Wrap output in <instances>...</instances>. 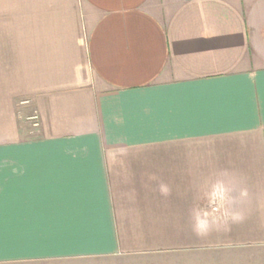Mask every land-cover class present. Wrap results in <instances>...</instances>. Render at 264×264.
<instances>
[{
  "label": "crops",
  "instance_id": "1",
  "mask_svg": "<svg viewBox=\"0 0 264 264\" xmlns=\"http://www.w3.org/2000/svg\"><path fill=\"white\" fill-rule=\"evenodd\" d=\"M255 248L264 0H0V264Z\"/></svg>",
  "mask_w": 264,
  "mask_h": 264
},
{
  "label": "rangeland",
  "instance_id": "2",
  "mask_svg": "<svg viewBox=\"0 0 264 264\" xmlns=\"http://www.w3.org/2000/svg\"><path fill=\"white\" fill-rule=\"evenodd\" d=\"M31 122V121H30ZM184 260H160L153 258L105 259V260H66L23 264H264V249L206 250L188 255Z\"/></svg>",
  "mask_w": 264,
  "mask_h": 264
},
{
  "label": "clouds",
  "instance_id": "3",
  "mask_svg": "<svg viewBox=\"0 0 264 264\" xmlns=\"http://www.w3.org/2000/svg\"><path fill=\"white\" fill-rule=\"evenodd\" d=\"M161 192L167 193L168 187L166 185H161ZM246 195V193H243ZM213 197L215 200H218L221 202V207H225L224 202L227 200V188L226 186L221 182L217 184L213 191ZM219 211V209H217ZM231 218L233 220L239 219V213H230L227 208L225 207V211L222 216L215 217L214 219H209V214L204 213H196L195 214V227L198 232L206 233L209 228L211 227L212 223H220L225 219Z\"/></svg>",
  "mask_w": 264,
  "mask_h": 264
},
{
  "label": "built area",
  "instance_id": "4",
  "mask_svg": "<svg viewBox=\"0 0 264 264\" xmlns=\"http://www.w3.org/2000/svg\"><path fill=\"white\" fill-rule=\"evenodd\" d=\"M35 120H36V118H35ZM35 125H37V123L35 122Z\"/></svg>",
  "mask_w": 264,
  "mask_h": 264
}]
</instances>
